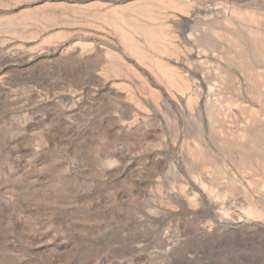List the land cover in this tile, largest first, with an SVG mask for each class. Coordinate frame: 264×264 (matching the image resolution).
I'll return each instance as SVG.
<instances>
[{
	"label": "rangeland",
	"instance_id": "obj_1",
	"mask_svg": "<svg viewBox=\"0 0 264 264\" xmlns=\"http://www.w3.org/2000/svg\"><path fill=\"white\" fill-rule=\"evenodd\" d=\"M247 5L0 0V264H264Z\"/></svg>",
	"mask_w": 264,
	"mask_h": 264
},
{
	"label": "bare ground",
	"instance_id": "obj_2",
	"mask_svg": "<svg viewBox=\"0 0 264 264\" xmlns=\"http://www.w3.org/2000/svg\"><path fill=\"white\" fill-rule=\"evenodd\" d=\"M244 1H246V2H248V5H247V10H249V12H250V14L251 15H249V16H251V18L249 19L248 18V20H245V21H243V20H236V22H233V20H232V22L234 23V25L235 26H237V27H240V28H242V29H246L248 32H250V34L251 33H257V34H261V35H264V0H256L257 2H254V3H252L253 1H255V0H244ZM252 1V2H251ZM259 1V2H258ZM224 4H225V2H223ZM220 4V3H219ZM216 5H217V2H216ZM230 14V13H229ZM232 14V13H231ZM234 15V14H233ZM238 18V17H237ZM222 20H224V19H222ZM226 21H224V23H225ZM223 24V23H222ZM226 24V23H225ZM231 24V23H230ZM229 24V25H230ZM200 28H202V26L200 27ZM225 28H227V27H225ZM228 29H230V28H228ZM234 29V28H233ZM238 29V28H237ZM195 31V30H194ZM197 31V30H196ZM237 30H236V28H235V32H236ZM238 33H239V31H238ZM230 35H231V33H229ZM240 34V33H239ZM198 35H200V34H198ZM234 35V34H233ZM236 35V34H235ZM234 35V36H235ZM242 35V34H241ZM196 37V36H195ZM212 37V36H211ZM231 37V36H230ZM233 37V36H232ZM236 37V36H235ZM238 38L239 37H241V36H237ZM250 37V36H249ZM237 38V39H238ZM248 38V37H247ZM250 38H252L253 39V37H250ZM204 39V38H203ZM242 39V38H241ZM259 39H261V38H259ZM225 40V39H224ZM240 39H238V41H239ZM244 40V39H243ZM234 41V40H233ZM237 41V42H238ZM253 41V40H252ZM197 42V41H196ZM262 42V41H261ZM264 42V41H263ZM238 43H240V42H238ZM228 44H229V41H228ZM245 44V43H244ZM243 44V45H244ZM251 44V43H250ZM231 45V44H230ZM264 45V44H263ZM233 46V45H232ZM239 46H241V45H239ZM244 47V46H243ZM198 48V47H197ZM225 49V48H224ZM259 49V48H258ZM163 50V49H162ZM232 50V49H231ZM243 50V49H242ZM261 50V49H260ZM264 50V49H263ZM164 52V51H163ZM163 52H161V53H163ZM253 52V51H252ZM259 52V51H258ZM165 54H166V52H164ZM199 53V52H198ZM228 53V52H227ZM231 53V52H230ZM247 53V52H246ZM255 53V52H254ZM213 54V53H212ZM238 57V56H237ZM155 61H156V58L154 59ZM159 60V59H158ZM158 60H157V63H158ZM161 60V59H160ZM225 61V60H224ZM230 61V60H229ZM234 61H236V60H234ZM240 61V60H239ZM160 62V61H159ZM232 63V62H231ZM159 64V63H158ZM163 65V64H162ZM160 66H161V64H160ZM218 66V65H217ZM158 67V66H157ZM164 67V66H163ZM160 67H158V69H159ZM261 68V67H260ZM260 68H259V70H260ZM161 69V71L159 70V72L160 73H163L164 71L162 70V68H160ZM204 69V68H203ZM213 69V68H212ZM262 69H264V68H262ZM216 70V69H215ZM156 71V70H155ZM261 71V70H260ZM214 72V71H213ZM164 73H167V72H164ZM215 73V72H214ZM155 74V73H154ZM258 74V73H257ZM153 75V74H152ZM165 75V74H164ZM259 75V74H258ZM155 76V75H154ZM163 76V75H162ZM162 76H161V78H162ZM202 76V75H201ZM156 77V76H155ZM167 77H168V79H167ZM203 77V76H202ZM166 81L167 80H170V78H171V81L173 82V78L171 77V76H167V74H166ZM175 79H176V77H174ZM211 78V77H210ZM216 78V77H215ZM157 80H158V77H157ZM161 80V79H160ZM177 80V79H176ZM180 80V79H179ZM204 80V79H203ZM159 81V80H158ZM165 81V82H166ZM171 81H168L169 82V84H174V82L172 83ZM207 82V81H206ZM175 83H177L176 81H175ZM207 85H206V88H207V100H208V102H210V100H217V98H218V92H217V88H216V81H215V79H210V81H208V83H206ZM220 84V83H219ZM162 85V84H161ZM165 86V85H164ZM174 86H175V84H174ZM178 87H180L179 85H177ZM176 86V87H177ZM183 86V85H182ZM185 88V87H184ZM179 89V88H178ZM181 89V88H180ZM182 90V89H181ZM185 90H187V89H185ZM219 90V89H218ZM180 92V91H179ZM182 92V91H181ZM193 92V91H192ZM258 93V92H257ZM199 94V93H198ZM182 95V94H181ZM189 95V94H188ZM190 96V95H189ZM259 96V95H258ZM181 97H183V95L181 96ZM251 97V96H250ZM219 99V98H218ZM221 99H222V96H221ZM257 99V98H256ZM222 101V100H221ZM238 102V101H237ZM262 102V101H261ZM218 103V102H217ZM206 104H208V103H206ZM239 104V103H238ZM264 104V103H263ZM262 104V105H263ZM209 105V104H208ZM210 106V105H209ZM216 106V105H215ZM220 106H221V104H220ZM264 106V105H263ZM226 107V106H225ZM236 107H237V105L236 104H234V102H233V104H230V106L228 107V110L227 111H229V112H233L234 113V111H236L237 109H236ZM187 108H189V107H187ZM211 108V107H210ZM198 109H199V107H198ZM206 110V109H205ZM222 110V109H221ZM240 110V109H239ZM223 111V110H222ZM259 111V110H258ZM192 112H193V110H192ZM200 112V111H199ZM225 113V112H224ZM241 113V112H240ZM263 114H264V112H262ZM235 115V114H234ZM187 116V115H186ZM226 117V116H225ZM235 117V116H234ZM263 117V116H262ZM261 117V118H262ZM210 118V117H209ZM211 119V118H210ZM239 119H240V117H239ZM210 121V120H209ZM247 121V120H246ZM262 122V121H261ZM242 123H244V125H246V128H247V125H249V122L247 121L246 123L244 122V119H242L241 120V124L240 123H238V124H240V125H242ZM261 124H263V125H261V126H259V127H261L260 129L258 128V130H261V129H264V122L263 123H261ZM257 125V124H256ZM260 125V124H259ZM250 126V125H249ZM245 127V126H244ZM243 127V128H244ZM256 127V126H255ZM252 129V128H251ZM254 130H256V128L254 129L253 128V133H254ZM230 131V130H229ZM237 131V130H236ZM263 132H264V130H262ZM252 132V131H251ZM233 133H234V131H233ZM255 133H258V132H255ZM263 134V133H262ZM258 135H259V133H258ZM226 136V135H225ZM227 138V137H226ZM237 139V138H236ZM230 141H231V139H230ZM226 144V143H225ZM207 169V168H206ZM205 175H209L208 174V172L207 173H205ZM216 178V177H215ZM212 179V178H211ZM217 179V178H216ZM216 179H214L215 181H216ZM213 180V181H214ZM219 180V179H218ZM219 182V181H218ZM217 181L214 183L215 184V187H217V189H218V187H220L219 186V184L220 183H218ZM213 184V185H214ZM217 197V196H216ZM224 201V200H223Z\"/></svg>",
	"mask_w": 264,
	"mask_h": 264
}]
</instances>
